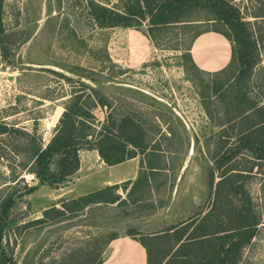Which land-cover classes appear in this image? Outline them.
I'll return each mask as SVG.
<instances>
[{
  "label": "rangeland",
  "instance_id": "rangeland-1",
  "mask_svg": "<svg viewBox=\"0 0 264 264\" xmlns=\"http://www.w3.org/2000/svg\"><path fill=\"white\" fill-rule=\"evenodd\" d=\"M86 1L3 0L0 120L33 134L44 145L70 95H90L105 103L90 109L95 131L113 119L127 118L141 128L145 150L139 154L135 149L129 164L109 170L120 174L130 165L128 178L112 190L113 203L71 210L64 206L71 198L104 187L97 188L108 177L98 166L101 160L92 144L79 148L77 171L59 183H39L33 174L22 171L16 189L22 190L23 184L35 189L16 198L9 209L10 223L1 230V247L15 264H88V258L98 252L90 263L95 264L105 256L108 238L129 230L140 236L158 234L204 211L220 174L230 170L241 173L242 177H234L259 214L256 234L243 257H251L252 264H264L263 133L255 125L240 134L264 113V17L246 18L257 40V64L245 100L235 101L226 87L236 75L235 60L219 73L205 72L223 64L216 55L205 62L196 56L191 59L205 71L187 60L191 41L194 55L198 48L195 33L223 28L206 21L209 15L199 11L190 25L155 29L151 42L139 35L146 30L145 21L138 26L140 31L97 27L87 14ZM96 1L118 8L116 0ZM232 1L254 8L260 1L264 6V0ZM75 77L90 88L69 80ZM246 136L256 142L245 146L240 139ZM23 138L0 135L4 191L11 189L9 172L17 171L15 165L26 160L25 153L15 151ZM221 155L229 158L218 166ZM148 166L155 170L150 172ZM49 167H54V158ZM157 237L144 240L159 255L172 244L173 235Z\"/></svg>",
  "mask_w": 264,
  "mask_h": 264
},
{
  "label": "trees",
  "instance_id": "trees-1",
  "mask_svg": "<svg viewBox=\"0 0 264 264\" xmlns=\"http://www.w3.org/2000/svg\"><path fill=\"white\" fill-rule=\"evenodd\" d=\"M2 2L3 0H0V48L4 31L1 18ZM116 3L118 8L101 5L96 0H87V14L99 28L123 27L140 31L138 26L145 21L146 30L141 32L150 41L152 31L155 29H164L177 23L183 26L190 25L195 21L191 18L199 11L209 15L210 18L206 21L216 22L224 29L202 30L195 33L193 38L196 39V36L203 32L213 31L228 41L230 48L226 65L209 73L222 72L235 60L236 75L231 78L226 87L234 94L235 101L245 100L244 94L250 88L248 81L257 64V40L246 18L264 17V6L260 1H257L256 8L238 5L232 0H116ZM186 53L187 60L198 69L191 60L189 48H186ZM69 80L83 89L90 88L81 81L72 78ZM261 86L264 88V77L261 79ZM96 104L105 105L99 98L96 99L90 95L81 98L80 93L73 92L63 105L54 132L44 145L39 144L33 134L28 135L24 130L0 120V135L24 137L22 146L15 151L25 153L27 156L24 162L15 165L17 171L13 168L9 172L7 182L11 183L10 191H4L5 185L0 184V240L2 228L10 223L9 209L16 198L35 189L34 185L26 186L25 184L22 185V190L16 189L17 183L22 180L20 176L22 171L33 174L39 183L52 185L61 182L77 170V152L83 145L92 144V148L106 165L132 158L136 150L139 154L144 152L141 128L127 118L117 121L113 119L109 124H101L95 131L93 124L95 119L90 109ZM248 108H251V104H248ZM255 125H260L259 128L263 133L261 140L264 144V113L258 123L243 129L240 134L249 132ZM240 140L245 146L256 142L254 139L250 140L249 136ZM126 145H131L132 148L129 149ZM51 158H54L53 168L49 167ZM228 158V155H221L217 165L220 166L221 161L225 162ZM148 168L150 172L155 170L151 166ZM234 176L242 177L241 173H232L230 170L220 174L214 184L212 200L208 206H205L204 211L200 210L166 230H160L158 234L140 236L138 232L127 231L125 234L137 240L143 247L145 264H252L249 259L251 257H243V250L249 248L252 243L251 239L255 236L259 223V214L255 211L247 191L242 184L237 183ZM208 182L211 186V176ZM9 183L6 186H9ZM115 188V184L106 185L71 198L64 203V206L67 210H71L75 207L113 203L116 201V196L112 192ZM160 235H173V242L166 250L156 255L155 251L149 248L144 237L156 239ZM114 238L116 236L108 238L106 245ZM97 254L98 252L88 258V264L95 261ZM102 262V258H98L95 264H102ZM0 264H15L11 255L1 247V244Z\"/></svg>",
  "mask_w": 264,
  "mask_h": 264
},
{
  "label": "crops",
  "instance_id": "crops-1",
  "mask_svg": "<svg viewBox=\"0 0 264 264\" xmlns=\"http://www.w3.org/2000/svg\"><path fill=\"white\" fill-rule=\"evenodd\" d=\"M139 35L144 41H146V38L143 34L139 33ZM198 35L196 36L197 37L196 39H198V42L196 44L198 48L195 52V55L193 54L194 43L192 41L189 47V54L191 59L196 56L197 58L200 59L201 62H205L209 56L216 55L217 57H215V59L223 60V64L209 71H205L203 69L201 70L205 72H213L224 67L229 59V46L227 40L222 35L213 31L203 32L202 34L199 35L200 38ZM196 39L194 40V42L196 41ZM132 159L129 158L127 160H124L122 162L113 165H106L100 159L101 161L98 163V166L101 168V170L105 171V174L108 178L103 179L100 183V186H98L97 188L106 186L108 184H116L118 182L127 179L128 177H126L127 176L126 170L130 168V165L123 173L120 174L113 175L112 173L109 172V170H111L116 166L129 164L132 161ZM101 164H105L106 167L102 169ZM78 167H79V157H78ZM102 264H145V251L137 240L130 238L126 234H122L110 240V242L106 247L105 256L103 257Z\"/></svg>",
  "mask_w": 264,
  "mask_h": 264
},
{
  "label": "water",
  "instance_id": "water-1",
  "mask_svg": "<svg viewBox=\"0 0 264 264\" xmlns=\"http://www.w3.org/2000/svg\"><path fill=\"white\" fill-rule=\"evenodd\" d=\"M75 79L78 80V81H81V82L84 83V84H87V82L83 81V80H82L81 78H79V77H75Z\"/></svg>",
  "mask_w": 264,
  "mask_h": 264
}]
</instances>
